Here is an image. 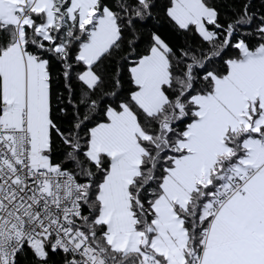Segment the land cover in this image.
Here are the masks:
<instances>
[{"label":"snow or ice","instance_id":"obj_1","mask_svg":"<svg viewBox=\"0 0 264 264\" xmlns=\"http://www.w3.org/2000/svg\"><path fill=\"white\" fill-rule=\"evenodd\" d=\"M0 264H264V0H0Z\"/></svg>","mask_w":264,"mask_h":264}]
</instances>
